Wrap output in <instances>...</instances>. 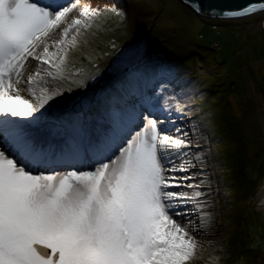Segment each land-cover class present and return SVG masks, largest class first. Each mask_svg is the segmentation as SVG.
I'll use <instances>...</instances> for the list:
<instances>
[{
  "label": "snow or ice",
  "instance_id": "6c2138e0",
  "mask_svg": "<svg viewBox=\"0 0 264 264\" xmlns=\"http://www.w3.org/2000/svg\"><path fill=\"white\" fill-rule=\"evenodd\" d=\"M193 11L247 19L264 2ZM104 13L127 19L115 4L0 0V264H191L212 243L211 182L191 171L208 149L193 151L187 93L169 91L189 82L172 62L134 38L112 46L109 78L92 65L75 99L48 86Z\"/></svg>",
  "mask_w": 264,
  "mask_h": 264
},
{
  "label": "rangeland",
  "instance_id": "374dc122",
  "mask_svg": "<svg viewBox=\"0 0 264 264\" xmlns=\"http://www.w3.org/2000/svg\"><path fill=\"white\" fill-rule=\"evenodd\" d=\"M81 3L101 8L115 4L127 19L109 13L93 18L76 44L68 45L62 79L48 86L61 83L72 88L62 96L75 99L74 94L82 91L76 82L90 77L92 65L109 78L108 69L118 55L112 46L124 48L134 38L172 62L182 80L189 82L183 87L177 81L169 91L187 93L180 99L190 110L184 122L197 125L192 138L200 147L193 151L208 149L203 166L191 171L202 172L211 182L209 196L218 213L213 234L207 237L212 243L191 264H214L221 237L224 255L219 264H264V12L247 19L213 20L180 0Z\"/></svg>",
  "mask_w": 264,
  "mask_h": 264
},
{
  "label": "water",
  "instance_id": "95a60500",
  "mask_svg": "<svg viewBox=\"0 0 264 264\" xmlns=\"http://www.w3.org/2000/svg\"><path fill=\"white\" fill-rule=\"evenodd\" d=\"M181 3L188 6V0H180ZM264 0H194V3L191 7L193 9L195 4H199L202 9H208L209 7H220V8H242L251 3H260ZM264 11H257L255 14L262 13ZM196 13V12H195ZM202 17L208 18L206 15L199 14ZM254 15V14H253ZM214 20V19H213Z\"/></svg>",
  "mask_w": 264,
  "mask_h": 264
},
{
  "label": "built area",
  "instance_id": "2783aa9c",
  "mask_svg": "<svg viewBox=\"0 0 264 264\" xmlns=\"http://www.w3.org/2000/svg\"><path fill=\"white\" fill-rule=\"evenodd\" d=\"M212 28L215 29V30H217L216 26H213Z\"/></svg>",
  "mask_w": 264,
  "mask_h": 264
},
{
  "label": "bare ground",
  "instance_id": "6f19581e",
  "mask_svg": "<svg viewBox=\"0 0 264 264\" xmlns=\"http://www.w3.org/2000/svg\"><path fill=\"white\" fill-rule=\"evenodd\" d=\"M240 130V129H239ZM260 170V169H259Z\"/></svg>",
  "mask_w": 264,
  "mask_h": 264
},
{
  "label": "trees",
  "instance_id": "16d2710c",
  "mask_svg": "<svg viewBox=\"0 0 264 264\" xmlns=\"http://www.w3.org/2000/svg\"><path fill=\"white\" fill-rule=\"evenodd\" d=\"M258 169V168H257Z\"/></svg>",
  "mask_w": 264,
  "mask_h": 264
}]
</instances>
